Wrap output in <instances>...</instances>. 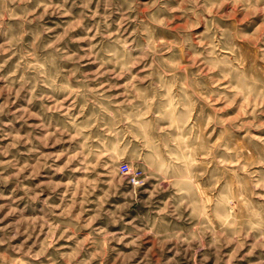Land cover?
I'll return each instance as SVG.
<instances>
[{"label": "rangeland", "instance_id": "obj_1", "mask_svg": "<svg viewBox=\"0 0 264 264\" xmlns=\"http://www.w3.org/2000/svg\"><path fill=\"white\" fill-rule=\"evenodd\" d=\"M0 264H264V0H0Z\"/></svg>", "mask_w": 264, "mask_h": 264}, {"label": "built area", "instance_id": "obj_2", "mask_svg": "<svg viewBox=\"0 0 264 264\" xmlns=\"http://www.w3.org/2000/svg\"><path fill=\"white\" fill-rule=\"evenodd\" d=\"M119 171L122 175H124L125 178L128 179V181L131 184H134V185L137 184V176L132 174V171L127 164H125V163L120 164L119 165Z\"/></svg>", "mask_w": 264, "mask_h": 264}]
</instances>
